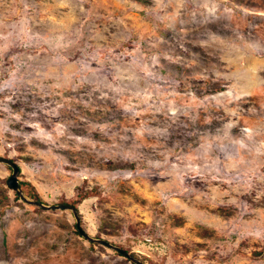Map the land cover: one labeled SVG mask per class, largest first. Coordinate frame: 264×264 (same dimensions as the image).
<instances>
[{"label":"rangeland","instance_id":"obj_1","mask_svg":"<svg viewBox=\"0 0 264 264\" xmlns=\"http://www.w3.org/2000/svg\"><path fill=\"white\" fill-rule=\"evenodd\" d=\"M0 156L145 264H264V0H0ZM11 172L0 264H136Z\"/></svg>","mask_w":264,"mask_h":264},{"label":"water","instance_id":"obj_2","mask_svg":"<svg viewBox=\"0 0 264 264\" xmlns=\"http://www.w3.org/2000/svg\"><path fill=\"white\" fill-rule=\"evenodd\" d=\"M0 163L8 165L12 169V172H11L10 176L8 177V179H7V185H8L9 188L14 190L16 192V194L22 200H24L27 203H30L32 205H35L37 207H40V208H42L44 210H58V209L70 210L73 213L74 217H75L76 228H77L78 233L81 236H83L85 239H87L90 242L99 243V244H101V245H103V246H105L107 248H110V249L118 252L122 256L126 257L127 259L133 261L136 264H145L141 260H139V259L135 258L134 256H132L129 251H127L126 249L120 247L119 245H116V244H114V243H112L109 240L104 239V238L93 237L89 233H87V231H85V229L82 227L81 218H80V216L78 214L77 209L73 205L66 204V203H58V204L49 205V204H45V203H43L41 201H37V200L30 199L29 197H27L25 195V193L23 192L22 187L20 185V181L18 179V173H19V170H20L18 164L15 161H13V160H11V159H9L7 157H4V156H0Z\"/></svg>","mask_w":264,"mask_h":264},{"label":"trees","instance_id":"obj_3","mask_svg":"<svg viewBox=\"0 0 264 264\" xmlns=\"http://www.w3.org/2000/svg\"><path fill=\"white\" fill-rule=\"evenodd\" d=\"M13 160V159H11ZM14 161V160H13ZM20 185L22 187V189L24 190V192L31 198H33L34 200L37 201H43L42 197L40 196V194L38 193V191L29 183V182H20ZM91 192L87 189L84 188H80L79 192L77 194V199L76 201L73 202H65L66 204H71L73 205L75 208H77V204L83 200L85 197H87ZM18 198V196H16ZM121 247V246H120ZM123 248V247H122ZM125 249V248H124ZM127 250V249H126Z\"/></svg>","mask_w":264,"mask_h":264}]
</instances>
